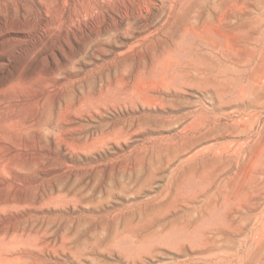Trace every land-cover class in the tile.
I'll use <instances>...</instances> for the list:
<instances>
[{"label": "rangeland", "instance_id": "374dc122", "mask_svg": "<svg viewBox=\"0 0 264 264\" xmlns=\"http://www.w3.org/2000/svg\"><path fill=\"white\" fill-rule=\"evenodd\" d=\"M147 2L0 0V264H264V0Z\"/></svg>", "mask_w": 264, "mask_h": 264}, {"label": "bare ground", "instance_id": "6f19581e", "mask_svg": "<svg viewBox=\"0 0 264 264\" xmlns=\"http://www.w3.org/2000/svg\"><path fill=\"white\" fill-rule=\"evenodd\" d=\"M93 1H96V0H93ZM147 1H150V0H125V8H126V10H124V12H125V17H130V16H132V17H135V18H138L139 16H140V13H138L139 12V10L136 12L135 11V9L133 10V8L132 7H134L135 5H133L134 3H139V4H145L146 5V3H148ZM152 1V0H151ZM157 1V0H156ZM163 2V1H162ZM178 2V1H177ZM156 3V2H155ZM173 6V5H172ZM138 7H140V5L138 6ZM97 9L100 13H101V11L100 10H102L101 9V7H100V4H98V6L97 5H94L93 7H92V9ZM143 8V7H142ZM141 8V9H142ZM140 9V10H141ZM123 13V12H122ZM124 15V14H123ZM131 18V17H130ZM141 19V18H140ZM142 20V19H141Z\"/></svg>", "mask_w": 264, "mask_h": 264}]
</instances>
